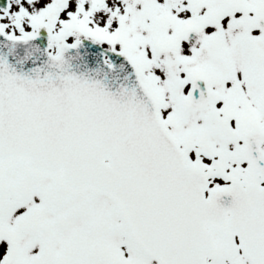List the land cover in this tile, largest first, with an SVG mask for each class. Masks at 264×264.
<instances>
[{
	"label": "snow or ice",
	"instance_id": "1",
	"mask_svg": "<svg viewBox=\"0 0 264 264\" xmlns=\"http://www.w3.org/2000/svg\"><path fill=\"white\" fill-rule=\"evenodd\" d=\"M0 264H264V0H0Z\"/></svg>",
	"mask_w": 264,
	"mask_h": 264
}]
</instances>
